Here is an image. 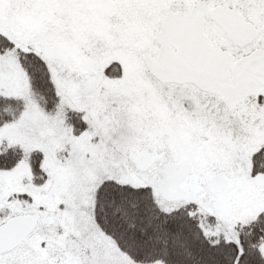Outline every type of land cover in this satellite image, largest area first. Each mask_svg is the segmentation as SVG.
<instances>
[{
	"label": "snow or ice",
	"instance_id": "6c2138e0",
	"mask_svg": "<svg viewBox=\"0 0 264 264\" xmlns=\"http://www.w3.org/2000/svg\"><path fill=\"white\" fill-rule=\"evenodd\" d=\"M0 264H264V0H0Z\"/></svg>",
	"mask_w": 264,
	"mask_h": 264
}]
</instances>
